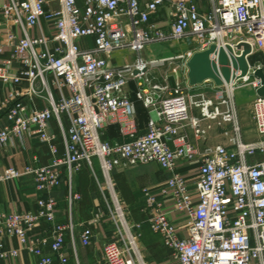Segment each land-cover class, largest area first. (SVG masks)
<instances>
[{
	"label": "built area",
	"instance_id": "obj_1",
	"mask_svg": "<svg viewBox=\"0 0 264 264\" xmlns=\"http://www.w3.org/2000/svg\"><path fill=\"white\" fill-rule=\"evenodd\" d=\"M0 12L10 47L9 56L0 61V82L29 84L24 90L13 89L0 105L10 121L0 128V146L30 133L48 143L54 154L49 165L0 169V182L33 175L41 193L35 211L0 212L1 258L17 257L27 249L36 264H67L68 244L76 256L73 210L82 194L73 178L88 167L103 205L81 223L82 245L92 244L96 228L105 222L112 225L99 264H165L152 260L143 245L145 223L171 250L174 264H264V96L257 94L264 85L254 75L256 69H264V0H5ZM13 26L21 28V37ZM182 41L190 48L174 56L150 60L143 56L150 44ZM239 43L251 47L247 60L252 71L226 84V95L213 99L184 90L187 62L195 52L212 44H229L239 56L243 52L235 49ZM7 44L0 40V56ZM124 51L137 56L119 63L114 58ZM257 53L261 59L252 61ZM163 64L168 65L163 75L166 85L144 87V78L151 83L149 71ZM132 81L137 83L136 98L155 115L149 118L146 132L131 141L103 139L101 131L109 118L122 113L133 119L137 114L128 90ZM247 85L256 92L252 117L258 138L254 141L243 138L235 97L236 89ZM27 97L39 98L41 106ZM191 106L199 109L200 118L191 115ZM202 119L230 126L225 132L229 145L218 144L198 155L192 145L176 144L184 124L197 135L204 134ZM52 121L59 128L61 155L56 134L49 132ZM151 163L170 176L157 191L143 188L145 220L137 221L113 171ZM182 163L196 165L194 175L178 171ZM64 178L68 214L59 221L53 193ZM168 198L178 214L188 217L185 225L170 219L165 208ZM43 221L52 225L50 242L46 235L34 233ZM5 238L17 245L8 248ZM48 244L52 255L45 252Z\"/></svg>",
	"mask_w": 264,
	"mask_h": 264
},
{
	"label": "crops",
	"instance_id": "obj_2",
	"mask_svg": "<svg viewBox=\"0 0 264 264\" xmlns=\"http://www.w3.org/2000/svg\"><path fill=\"white\" fill-rule=\"evenodd\" d=\"M5 0H0V6ZM2 14L0 12V20ZM12 30L19 36H22V30L19 27L13 26ZM9 31L4 24L0 26V40L8 43ZM125 53L127 51H124ZM123 52H118L117 61L125 63L121 57ZM10 54V47L5 46V52L0 56V61L8 57ZM135 59V58H134ZM133 59V60H134ZM132 60V61H133ZM127 62V61H126ZM151 71V70H150ZM149 71V72H150ZM136 82L132 81L129 84L128 90L131 93V98L134 100L137 107V114L133 119L126 118L122 113L109 118L101 131L103 139L112 142H128L135 139L137 136L146 132L148 120L155 112L150 108H146L142 101L138 100L135 95ZM28 82L23 81L18 86L6 85L0 82V105L7 101L13 89L24 90L28 87ZM184 87L191 93L190 95H197L204 93L207 98L219 99L221 95H226L227 86H217L212 80H207L202 84L190 86L188 81L184 82ZM36 87L41 89L39 83ZM244 92V93H243ZM249 92V96L247 95ZM256 92L251 86H241L235 91L236 102L238 105L239 117L243 130V138L245 141H254L258 138L256 126L252 117L253 100ZM31 104L41 106L39 98H26ZM191 115L200 118V111L198 108L191 106ZM10 121L4 112H0V128L9 125ZM201 126L205 129V133L197 135L195 130L187 124L181 128V135L176 140V144H190L194 147L197 154L203 153L206 149L214 147L218 144L229 145V136L225 132L230 129L227 124L219 125L215 120H201ZM49 132L56 134V145L61 155L64 151L63 144L59 134V128L55 121H52L49 126ZM231 134V133H230ZM54 154L51 151L48 143H43L38 136L25 133L22 138L16 142H9L4 146H0V169L8 166H14L23 171L26 166H45L53 162ZM97 173L101 176V170L97 159L94 160ZM196 165L190 166L182 163L178 167V171L186 172L189 175H194ZM119 182L120 189L126 198L127 202L131 203L135 209L136 217L139 221L145 220V215L142 208L145 205V196L143 188H151L155 191L159 186L164 184L169 178L170 174L162 170L158 164L151 163L145 165H135L128 168L119 167L115 171ZM92 174V173H91ZM83 178V172L77 173L73 178V185L75 189L82 194V200L76 204L73 210L74 221L76 224V240L75 249L76 256L73 254L71 244L67 245V251L70 254V259L67 264H99L101 258L102 247L108 240L112 225L105 222L100 228L95 229V236L90 246H83L80 240L81 223L86 221L92 215L94 208L103 205L101 192L98 188L96 180H92V175ZM67 181L64 178L63 184L56 189L53 195L58 200L57 219L64 221L67 218L68 210L65 202L67 193ZM195 185L191 183V188ZM41 193L36 189L35 179L31 174H23L15 180L0 182V212L20 211H35L36 201ZM159 199H162L159 196ZM165 208L170 219L178 226H183L187 223L188 217L186 215L178 214L174 209V202L171 198L165 201ZM144 224V231H146V238L143 242L148 255L154 261L174 264L171 250L163 245L160 235L150 236L148 232L149 226ZM146 227H148L146 229ZM52 225L48 222H41L35 229V234L46 235L50 242V233ZM150 229V228H149ZM145 234V233H144ZM5 244L8 248L15 247L16 241L12 238H5ZM47 254H53L50 245L45 247ZM0 264H36L34 255L27 249H21L17 257L1 258ZM59 264V263H55Z\"/></svg>",
	"mask_w": 264,
	"mask_h": 264
},
{
	"label": "water",
	"instance_id": "obj_3",
	"mask_svg": "<svg viewBox=\"0 0 264 264\" xmlns=\"http://www.w3.org/2000/svg\"><path fill=\"white\" fill-rule=\"evenodd\" d=\"M235 47L238 50L243 49L241 55L236 56L234 48L229 44L220 47L212 44L205 50L195 52L187 62L189 85L196 86L212 80L220 87L252 71L247 60V54L251 52L250 45L239 43ZM238 71L240 76H237ZM254 75L261 78L264 85V69H256ZM257 94L264 96V86L257 90Z\"/></svg>",
	"mask_w": 264,
	"mask_h": 264
},
{
	"label": "rangeland",
	"instance_id": "obj_4",
	"mask_svg": "<svg viewBox=\"0 0 264 264\" xmlns=\"http://www.w3.org/2000/svg\"><path fill=\"white\" fill-rule=\"evenodd\" d=\"M89 44L91 46H93V41L91 38H88ZM190 48V44L187 43V41H182V42H159V43H153L150 44L146 47V49L143 52V56L150 60V59H154V58H160V57H170V56H174L178 53H181L183 51H186L187 49ZM137 56L136 53H132V52H123L122 53V60L124 62H130L132 61L135 57ZM117 57V55H116ZM114 58L117 60V58ZM168 70V65L167 64H163V65H159L155 68H152L151 71L149 72V77L151 79V83L147 82L145 80V78L143 79V86L144 87H152L155 86L156 84L164 86L166 85V81L163 77L164 73L167 72ZM173 79L170 78L169 82H171L173 84ZM137 86V84H136ZM184 87V85H183ZM184 90L190 95L191 93L184 87ZM244 93V92H243ZM247 95L249 96V92ZM193 95V94H192ZM102 179V177H101ZM147 226V225H146ZM148 227H146L147 229ZM148 232L150 234V236H155L156 233L152 232L149 228H148ZM145 233V234H144ZM146 238V231H144L143 229V236H142V242L145 241Z\"/></svg>",
	"mask_w": 264,
	"mask_h": 264
},
{
	"label": "trees",
	"instance_id": "obj_5",
	"mask_svg": "<svg viewBox=\"0 0 264 264\" xmlns=\"http://www.w3.org/2000/svg\"><path fill=\"white\" fill-rule=\"evenodd\" d=\"M261 57H262V55L260 54V53H257L256 55H254V57L252 58V61H256V60H259V59H261ZM117 169V168H116ZM116 169H114V171H113V176H114V178H115V180L117 181V187H118V189H119V191L121 192V194H122V196L124 197V195H123V193H122V191H121V189H120V186H119V182H118V179H117V177H116V173H115V171H116ZM83 172V178L85 177H87V179H89L88 177H89V175L88 174H91V171L89 170V168L88 167H84L79 173H82ZM92 175V174H91ZM93 175H92V180H93ZM94 180H95V178H94ZM89 181H90V179H89ZM91 182V181H90ZM124 199L126 200V198L124 197ZM127 201V200H126ZM129 203V202H128ZM131 204V203H130ZM132 205V204H131ZM136 212H135V209H134V207H133V205H132V215H133V218L135 219V220H137V221H139L138 219H137V217H136V214H135ZM144 214V213H143ZM92 216V215H91ZM90 216V217H91ZM88 220V219H87Z\"/></svg>",
	"mask_w": 264,
	"mask_h": 264
},
{
	"label": "bare ground",
	"instance_id": "obj_6",
	"mask_svg": "<svg viewBox=\"0 0 264 264\" xmlns=\"http://www.w3.org/2000/svg\"><path fill=\"white\" fill-rule=\"evenodd\" d=\"M235 49H236V47H235Z\"/></svg>",
	"mask_w": 264,
	"mask_h": 264
}]
</instances>
